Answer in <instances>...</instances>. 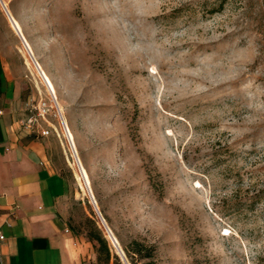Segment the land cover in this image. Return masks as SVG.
I'll return each instance as SVG.
<instances>
[{
    "label": "rangeland",
    "instance_id": "obj_1",
    "mask_svg": "<svg viewBox=\"0 0 264 264\" xmlns=\"http://www.w3.org/2000/svg\"><path fill=\"white\" fill-rule=\"evenodd\" d=\"M4 2L57 90L26 64L0 5L21 129L45 139L66 181L60 218L89 243L84 264H99L87 218L122 261L137 239L156 264H264V0Z\"/></svg>",
    "mask_w": 264,
    "mask_h": 264
},
{
    "label": "crops",
    "instance_id": "obj_2",
    "mask_svg": "<svg viewBox=\"0 0 264 264\" xmlns=\"http://www.w3.org/2000/svg\"><path fill=\"white\" fill-rule=\"evenodd\" d=\"M21 81L0 54V242L2 264H84L93 253L66 228L67 186L46 141L21 129Z\"/></svg>",
    "mask_w": 264,
    "mask_h": 264
},
{
    "label": "bare ground",
    "instance_id": "obj_3",
    "mask_svg": "<svg viewBox=\"0 0 264 264\" xmlns=\"http://www.w3.org/2000/svg\"><path fill=\"white\" fill-rule=\"evenodd\" d=\"M0 5L2 7V10L4 14L6 15L8 22L10 24L11 29L15 32V34L20 39L22 46L24 48V52L26 55V64L31 65V62L33 65H35V69L37 68V73L39 74L40 79L42 80L43 84L45 85L47 91L51 95L53 99L57 101V90L54 85V82L50 76V74L43 68V66L39 63V61L35 58V55L33 53L32 46L28 40V38L25 36L22 26L19 23V21L10 13L6 3L4 0H0ZM57 112L59 115V118L61 119V123L63 126V134L65 137V140L68 143V146L70 148L71 155L74 159L75 166L77 169V179L79 180L81 184V188L88 194L90 197L92 195L91 188H90V182H89V176L87 174V171L85 167L83 166L81 160L79 159L78 155V148L75 142V137L72 132V130L69 128V126L65 123V120L62 117V110L63 108L61 105H56ZM106 229V228H105Z\"/></svg>",
    "mask_w": 264,
    "mask_h": 264
},
{
    "label": "trees",
    "instance_id": "obj_4",
    "mask_svg": "<svg viewBox=\"0 0 264 264\" xmlns=\"http://www.w3.org/2000/svg\"><path fill=\"white\" fill-rule=\"evenodd\" d=\"M88 226L87 239L94 243L96 260L99 264H156L154 259V247L141 240L133 239L122 246L125 261L120 260L116 254H112L106 239L96 227L93 220L86 219ZM70 231V230H69Z\"/></svg>",
    "mask_w": 264,
    "mask_h": 264
},
{
    "label": "built area",
    "instance_id": "obj_5",
    "mask_svg": "<svg viewBox=\"0 0 264 264\" xmlns=\"http://www.w3.org/2000/svg\"><path fill=\"white\" fill-rule=\"evenodd\" d=\"M37 117H44V115L48 112V109L46 107V104L43 103L42 105H40L37 109ZM48 132L46 131H42V134H47ZM4 240V236L1 234L0 232V242H2ZM0 264H2V261H1V256H0Z\"/></svg>",
    "mask_w": 264,
    "mask_h": 264
},
{
    "label": "water",
    "instance_id": "obj_6",
    "mask_svg": "<svg viewBox=\"0 0 264 264\" xmlns=\"http://www.w3.org/2000/svg\"><path fill=\"white\" fill-rule=\"evenodd\" d=\"M90 199H91V201H92V204L95 206V208H96V210H97V207H96V203H95V201H94V199H93V196L91 195L90 196ZM98 211V210H97ZM98 214L100 215V213L98 212ZM113 240H114V242L116 243V240L113 238ZM119 254H120V256H121V258L125 261V257H124V254H123V252H122V250L121 249H119Z\"/></svg>",
    "mask_w": 264,
    "mask_h": 264
}]
</instances>
